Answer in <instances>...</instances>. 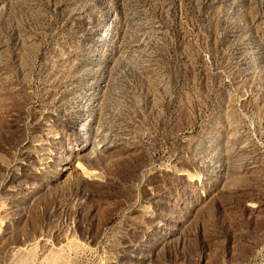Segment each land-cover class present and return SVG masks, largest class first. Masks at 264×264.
I'll list each match as a JSON object with an SVG mask.
<instances>
[{"label":"rangeland","instance_id":"374dc122","mask_svg":"<svg viewBox=\"0 0 264 264\" xmlns=\"http://www.w3.org/2000/svg\"><path fill=\"white\" fill-rule=\"evenodd\" d=\"M0 264H264V0H0Z\"/></svg>","mask_w":264,"mask_h":264}]
</instances>
